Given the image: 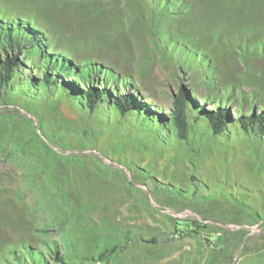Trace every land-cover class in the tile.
<instances>
[{
    "label": "rangeland",
    "instance_id": "374dc122",
    "mask_svg": "<svg viewBox=\"0 0 264 264\" xmlns=\"http://www.w3.org/2000/svg\"><path fill=\"white\" fill-rule=\"evenodd\" d=\"M45 1L51 47L114 67L146 115L0 99V264H264V132L238 120L264 113V0Z\"/></svg>",
    "mask_w": 264,
    "mask_h": 264
},
{
    "label": "trees",
    "instance_id": "16d2710c",
    "mask_svg": "<svg viewBox=\"0 0 264 264\" xmlns=\"http://www.w3.org/2000/svg\"><path fill=\"white\" fill-rule=\"evenodd\" d=\"M26 14L28 17L0 15V55H4L0 57L1 100L16 98L27 102H55L66 99L72 105L81 109L86 107L94 113L104 106L113 105L112 108L123 115L133 116L135 113L138 117H145L146 113H141L140 104L133 94L112 92L111 86L116 90L120 83L126 88L132 84L122 79L114 67L104 66L102 62H77L68 51L51 47L53 37L40 24L46 23L42 13L33 7ZM78 80L86 90L79 87ZM172 113L179 136L186 138L191 115L184 95L175 100ZM199 115L216 134L223 133L231 120L223 107L203 109ZM238 120L245 131L264 132V113L242 116ZM160 122L157 121V126H161ZM147 125L153 127L152 123ZM13 255L23 262L19 256ZM27 255L33 264H45L29 248ZM58 258L57 264H71L63 256Z\"/></svg>",
    "mask_w": 264,
    "mask_h": 264
},
{
    "label": "crops",
    "instance_id": "0c3cea01",
    "mask_svg": "<svg viewBox=\"0 0 264 264\" xmlns=\"http://www.w3.org/2000/svg\"><path fill=\"white\" fill-rule=\"evenodd\" d=\"M27 2L33 7H36L42 13L46 22H49V19H47L48 17H53L55 15L51 10V5L45 0H27Z\"/></svg>",
    "mask_w": 264,
    "mask_h": 264
}]
</instances>
